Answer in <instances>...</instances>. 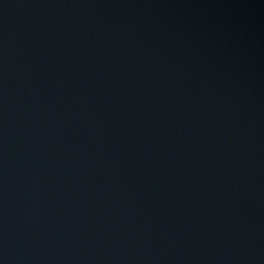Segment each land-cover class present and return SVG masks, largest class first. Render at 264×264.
<instances>
[{"label": "water", "instance_id": "water-1", "mask_svg": "<svg viewBox=\"0 0 264 264\" xmlns=\"http://www.w3.org/2000/svg\"><path fill=\"white\" fill-rule=\"evenodd\" d=\"M0 264H264V0H0Z\"/></svg>", "mask_w": 264, "mask_h": 264}]
</instances>
